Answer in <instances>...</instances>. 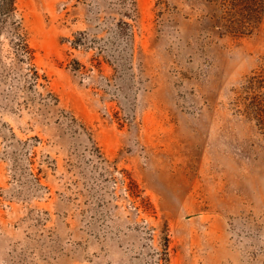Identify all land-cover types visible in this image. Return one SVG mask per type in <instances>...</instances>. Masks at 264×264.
<instances>
[{"label": "rangeland", "instance_id": "obj_1", "mask_svg": "<svg viewBox=\"0 0 264 264\" xmlns=\"http://www.w3.org/2000/svg\"><path fill=\"white\" fill-rule=\"evenodd\" d=\"M253 103L264 0H0V264H264Z\"/></svg>", "mask_w": 264, "mask_h": 264}, {"label": "trees", "instance_id": "obj_2", "mask_svg": "<svg viewBox=\"0 0 264 264\" xmlns=\"http://www.w3.org/2000/svg\"><path fill=\"white\" fill-rule=\"evenodd\" d=\"M247 12H249V9H247ZM248 15L251 16L252 14L248 13ZM259 78H261L260 75L255 76V77H253V79L250 82L253 86L257 87L258 89H260V86L263 84V81L261 82V80H259ZM255 97H257V96H255ZM247 110L248 111L252 110L254 112L257 120L259 121V123L261 125H263L262 122H264V110H262V108L259 106V103H253V104L248 105Z\"/></svg>", "mask_w": 264, "mask_h": 264}]
</instances>
